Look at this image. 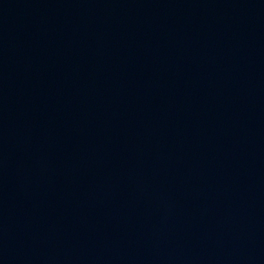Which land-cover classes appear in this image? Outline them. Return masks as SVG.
I'll list each match as a JSON object with an SVG mask.
<instances>
[{"label":"water","instance_id":"water-1","mask_svg":"<svg viewBox=\"0 0 264 264\" xmlns=\"http://www.w3.org/2000/svg\"><path fill=\"white\" fill-rule=\"evenodd\" d=\"M0 264H264V0H0Z\"/></svg>","mask_w":264,"mask_h":264}]
</instances>
